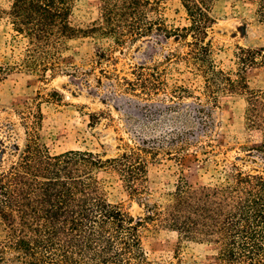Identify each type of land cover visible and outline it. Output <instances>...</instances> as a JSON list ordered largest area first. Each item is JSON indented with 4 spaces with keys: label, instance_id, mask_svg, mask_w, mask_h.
I'll return each mask as SVG.
<instances>
[{
    "label": "trees",
    "instance_id": "obj_1",
    "mask_svg": "<svg viewBox=\"0 0 264 264\" xmlns=\"http://www.w3.org/2000/svg\"><path fill=\"white\" fill-rule=\"evenodd\" d=\"M98 1L100 18L86 29L71 21L73 0H11L8 9L0 7V17H8L27 40L23 56L0 69L25 66L47 79V72L56 77L60 70L66 39L100 34L121 45L152 35L178 37L186 50L171 51L165 60L193 65L203 90L194 94L184 84L169 88L164 69L136 66L132 79L117 81L126 92L144 100L164 94L172 103L186 97L194 101L155 137L135 134L137 143L106 159L81 149L52 153L41 141L38 120L27 121L35 115L22 112L24 146L0 172V264H156L142 233L150 224L176 232L179 241L207 245L216 264H264V170L247 171L232 162L216 181L194 183L181 176L167 202L144 201L149 159L181 162L192 154L208 161L215 153L213 140L202 136L213 131L212 110L222 96H246L243 148L264 160V90L252 89L247 78L249 68L264 65V49L239 47L237 71L219 67L208 40L214 0H180L188 21L183 26L167 22L161 3L168 0ZM249 1L257 4L256 15L264 22V0ZM90 117L99 120L97 113ZM102 170L116 174L138 199L142 217L108 200L97 176Z\"/></svg>",
    "mask_w": 264,
    "mask_h": 264
},
{
    "label": "rangeland",
    "instance_id": "obj_2",
    "mask_svg": "<svg viewBox=\"0 0 264 264\" xmlns=\"http://www.w3.org/2000/svg\"><path fill=\"white\" fill-rule=\"evenodd\" d=\"M10 4L11 0H0L4 9ZM72 5L74 25L86 29L99 20L98 0H73ZM161 5L170 25L188 24L180 0L163 1ZM256 8L257 4L249 0H214L212 4L215 22L208 40L213 58L225 71H237L239 47L264 49V22L259 21ZM26 41L14 31L8 17H0V66L18 61L24 54ZM185 50L178 37L165 39L152 35L118 45L113 37L93 34L64 41L56 77L47 72L44 79L40 73L20 65L10 71L0 69V172L17 160L19 148L24 146L27 136L22 112L35 115H30L27 121L38 120L41 141L52 153L81 149L106 159L137 143L135 134L155 137L172 123L173 117L186 108L190 110L194 98L172 103L160 94L144 100L123 90L117 81L122 77L132 79L133 69L138 65H158L164 69L163 78L169 88L184 84L192 93L199 94L203 80L194 66L165 60L171 51L179 54ZM76 72L77 77L73 75ZM247 78L252 89L264 90V65L249 68ZM168 106L173 110L167 109ZM246 107L245 95L220 98L218 107L212 110L213 131L202 136L213 140L215 153L209 155L208 161H198L192 154L181 162L165 156L149 159V193L144 201L167 202L181 176L194 183L216 181L223 167L232 162L247 171L264 170V160L243 148ZM91 113H97L99 120L93 121ZM97 176L104 183L111 203L124 206L137 218L145 214L143 205L129 195L116 174L102 170ZM142 233L145 248L156 264H216L207 245L179 241L174 231L150 224Z\"/></svg>",
    "mask_w": 264,
    "mask_h": 264
}]
</instances>
